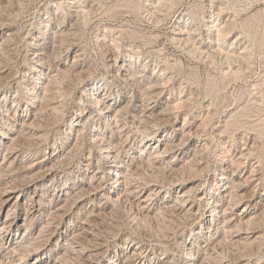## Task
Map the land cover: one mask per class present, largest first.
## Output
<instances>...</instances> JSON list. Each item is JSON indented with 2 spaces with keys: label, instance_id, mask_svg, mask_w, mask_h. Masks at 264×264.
Here are the masks:
<instances>
[{
  "label": "bare ground",
  "instance_id": "6f19581e",
  "mask_svg": "<svg viewBox=\"0 0 264 264\" xmlns=\"http://www.w3.org/2000/svg\"><path fill=\"white\" fill-rule=\"evenodd\" d=\"M25 1L26 0H0V12L1 10L4 11L3 9H5V5L6 8L7 6L10 8L11 5L18 4V6L22 8V11L15 12V17H12L14 20V18L16 19V17L23 15V9H25L24 5H27L25 4ZM102 1H106V7L104 10L102 9V11H98L97 9L94 11V7L89 8L88 0H61L59 3L57 2L55 5H53L55 7L46 4L45 12H43L46 15L41 16L39 20L40 36L33 37L35 41H30V44L32 45V52L30 54L32 56H29V70L24 73L26 78L24 77L21 81V84L24 85L23 90H25L27 93V96H25L27 106L23 110L27 112V116H29V122L24 121L22 123V130H25V132L27 131L28 135L31 134L32 136H37V138L41 137L40 139H42L40 131L43 130L46 125H48L46 123L44 126V122L49 121V111H52H50L51 115L53 114V118H56L58 122L63 121L67 105L69 103L68 99L72 98V93L77 86H82V97L76 101V110L80 116L77 115L76 117L78 118L76 120H72L67 123L68 133L70 132L68 138L73 134V130H77V140L74 146L77 147V149H79L80 146L82 148L83 141H86L87 138L91 141V146L99 150L100 153V156L98 157V170L97 173L89 177L91 180L89 187L87 189L80 188L81 190L79 189V192H77L71 198H67L63 205L58 207L54 212L50 213L51 215L47 221V225L45 224L46 226L44 227L48 229L41 230L39 233V238H42V236L44 238V232L48 231L49 234H47V236L45 234V240H47L46 242L50 240H57L62 233V231H60V229L58 230L57 228L67 213L66 209L68 208L66 207L70 206L71 209L83 195H92L98 189L100 190L102 188H107L108 191L106 194L104 193V196L111 200L109 194L110 190L112 189H110V185L108 183H110L111 179H115V181L119 183L118 185H125V193L123 196L120 193L122 197L117 196L118 198H115L116 200L114 198L112 199L115 201V205H118V208L122 206L123 208H126L125 211L128 217L131 218L128 219L133 223L132 226L134 227V233L138 234L137 239L139 237L138 244L134 247V250L131 254L128 253L125 257L120 254L122 261L124 259V264H135L136 257L144 251L142 249L144 248V244H146L143 243L144 237H146L144 235H148V232H143V229L149 230L150 227H152V229H154V226L158 227L159 232L157 237H160V242L166 241L177 233L176 228L179 226V220L183 222L188 221L198 213L200 216V214H203V211L205 212L206 210L212 211V220L209 224L210 227H208V225L206 226L204 220H202V226L199 229L200 231L195 232L191 237V246L187 247V245L184 244L185 249H187V251L185 250L186 252L183 257L184 264H249V259L251 258L252 252L256 251L255 249L260 251L262 241L264 240V231L257 234L259 230V226L257 225L261 224L260 222L264 220V200L256 201L254 203V195H251V197L248 195V186L250 185V180L252 177L244 178V176H241V174H236V171L232 172L230 168L231 166L223 165L220 169L219 180L216 183V193L206 190L204 195L200 197V200L204 204L203 209L200 205L197 206V196H194V190L196 191L199 189L201 185L196 187L193 186L194 188H189L187 190L185 189L186 182L192 181L194 179L198 180V178L204 174L203 172L205 171L206 167L201 164V159L198 158L199 161H197V158V160L195 158H191L187 163H185L190 169L189 174L184 172V170L187 168L186 166H184V170H180V168H182L181 166L177 168L173 164L175 159L171 160L167 165L158 164L157 162L159 160H163L162 154L184 145L189 138L188 136L181 138V141L178 143H176V140L172 137L164 138L162 141V138H159L157 135V126L163 124V120L165 121L164 123L170 122L168 119H165V116L163 118L162 115L166 114V110L170 111L171 108L179 109L184 106H189L182 100L181 102L176 103V106L172 105L173 103H169L165 110L156 112V102L162 95V88L167 86V83L171 80V77L167 78V70L162 68L163 70L160 69L157 71L158 74L161 72L157 78L150 77L144 81L140 80L141 82L138 79L140 77L136 79L133 76L134 72L132 73L131 70L134 66H136V61L138 59L140 61L141 58L144 57L143 55H145L147 52L144 50L140 51L139 49L135 50V48H133V53L127 54V57L129 58L123 59L122 55L119 53L122 45L118 42L122 41L126 37L127 39L128 37H130V39L138 37L144 38L145 35L141 36L139 32L135 30L130 31L126 25L118 26L117 24L114 25L107 22L103 23L102 25V27L105 29V37H102L98 32L95 35V40L99 46V50L103 58V64L105 65L107 73L111 74L114 80H117L120 83V87L117 86V90L113 88L112 85L105 86L107 93L105 92L104 94L109 95L104 99L100 97V88L102 87L101 82L96 78H90V73L93 71L94 65L92 67V64H90L89 60L88 62L86 61L88 56L87 48L85 46L74 54L73 61L70 65L65 66L64 68L58 67L57 72L51 74L50 70H52L51 68L53 65H55V60L65 54L66 51L70 53L74 45L79 44L81 39H85L86 30L89 28L94 17L103 15L107 16L108 18H114L119 14L120 7H123V9L126 7L128 10H135L136 13L139 12V17L151 22V24L159 25L170 19V16L175 13V11L178 9V6L183 2V0H120L116 1L115 3H110V0H101V2ZM79 2L80 4L77 5ZM227 7L228 6L225 0L200 1L197 5L189 7L184 14L181 13L177 16L173 30L167 36V39L173 45L187 49V52L194 56H202L204 54L203 56L215 62V56L210 52V49L206 50L204 47L207 45V43L196 40L195 38L197 32H199L198 34L203 35L200 31L202 30V27L205 26V28L208 30L207 35L211 40L210 42L216 40L217 43L215 44L218 45L216 48L217 52L222 55L223 61L228 64L226 67L222 68V71L226 76L230 77V79L237 81L245 74V69H250L251 65H253L254 57H256V46L257 49L259 48L258 55L264 53V26L263 28L261 27V22H263L262 19L264 18V10L258 9L256 12L249 14L242 20H238L236 17L225 18L224 14L227 12ZM240 12L241 11L236 9V16L240 15ZM73 18H76V20L73 21ZM100 18L101 17H99V19ZM1 20L2 19H0V27L6 25H9L10 27L5 33V36L3 37L4 39L0 44V63L2 61L1 57L4 55L3 53H5L6 49L8 48L7 44L10 43V41L12 42V39L16 34V31L14 32V28L12 27L11 23L4 25V21L2 22ZM92 25L93 24H91V26ZM195 26L197 28H194ZM100 28L101 27L98 29L100 30ZM235 30H239L240 34H238L237 37H235L233 43H231V48L226 49L227 47L225 48L223 41L227 40L229 35H231V33ZM159 36L160 33L158 32L152 33V35H150L147 39V44L151 45L155 41L157 42ZM243 37H248L247 44L242 42ZM110 39H112L111 44L109 43ZM235 44H237V46H235ZM238 45L241 46L238 47ZM209 47L212 48V45L209 44ZM162 52V49L149 52L151 53L150 55L152 58H149V60L142 64L143 67L140 69L141 73L149 67L150 62L160 61V54ZM146 57H148V55H146ZM162 62L167 65L166 69L169 71H173L174 67L175 69L179 67L178 60L176 59L175 62L171 63L168 56H164ZM234 63H238V68L234 66ZM1 67L0 82L3 81L6 76H3L5 72L1 71ZM164 75H166L165 78L162 77ZM106 80H108L107 82L110 84H113L114 82L109 80L107 77ZM260 80V82L253 84L256 88L263 87L264 76ZM123 81L127 83L124 86H122ZM39 83L41 85H39ZM1 85L3 86V84ZM38 85L40 86L39 88ZM128 86H130V92L127 94V96L124 95L123 90H125ZM219 90L220 88L218 86L212 88L210 91L212 93L214 92L216 95V92L218 93ZM16 93L17 94L15 95L20 96L21 91L19 88L16 89ZM124 96H127V101L121 105L120 100ZM6 97L7 94H5V98ZM15 103V111H18V109L22 110L20 108V99H16ZM212 103L214 102L212 101ZM192 110L190 109L188 111L190 112ZM140 113L143 115L139 116ZM239 113L241 112L237 111L230 115V118L225 123V128L227 127V130L229 125L236 123ZM85 117L87 118L85 121L86 123H84L83 126L84 128H77L82 124L80 122L84 120ZM151 119L154 121L152 125V121H150ZM207 120L208 119L205 118L202 123H206ZM57 121L55 122L57 123ZM259 132L260 134H264V129H260ZM136 133H140V135L143 137V140L139 145L141 153L137 156L136 154L129 155L131 156L129 160L130 163H126V165H124L123 163L125 162V158H123L124 154L121 151L122 146H124V144L126 142L128 143L130 140L133 141ZM24 134L25 133L23 132V136ZM20 135L21 134L10 139L12 141L8 146V148L11 149L10 151H18L17 141L19 140L18 138H20ZM29 137H27V139ZM44 137L45 136H43V139ZM118 139L122 141L119 142ZM145 139H147V141ZM33 141L35 142V140ZM151 143L152 145L159 143L156 146L155 151H150L152 148ZM162 144L164 147H160ZM73 147L72 151L74 150ZM8 148L7 150H9ZM253 149L255 148L252 145L250 148L251 154ZM76 151L78 152V150ZM197 151H195V153ZM16 154L17 155H15L13 160L10 161L11 164L16 162L18 153ZM90 154H92V152ZM245 155L248 156L249 153ZM64 157L63 159L66 160L70 158L68 155H65ZM89 158H91V156H89ZM52 159L53 158L49 159V157L48 159H42L39 161L41 163H38V165L44 166L46 161H50ZM63 159L59 161L64 162ZM56 161H54V164H51V166L46 165L44 170H38L36 172H32V170L36 169L35 163L29 164L27 169L24 165V168L27 170L26 174H30L29 177L32 178V181L37 180L38 182L42 181L44 176L53 170L54 166L57 165V163H55ZM242 161L236 160V164H233L232 162V168H234L236 165L238 168H240V166L243 164ZM261 161L262 160H260V162ZM90 164L91 162L86 164V169ZM6 169H4V171ZM167 171L170 173L168 174ZM253 171L254 170L251 172L252 175H254ZM183 172L188 175L184 176ZM99 173H102L103 175H100L98 178ZM181 173H183V176L180 175ZM164 175H166L167 180L165 182H159L161 176L164 178ZM178 175H180L179 178L177 177ZM262 176L260 178H264ZM12 181L10 182L11 184H7L9 185L7 189H5L2 193L0 192V219L1 211L4 206L7 207L11 204V208L9 207L7 212V216L10 217V212H12V210L17 205H19V201L16 198V193L21 191V189H19L21 184L18 186L19 182L16 183L15 180L14 182ZM159 183L162 184L160 185ZM157 184H159L161 188L153 187ZM199 184L197 183V185ZM36 187L39 188L38 184H36ZM164 187L168 190H174V193H176L173 202L168 199H162L165 198V196L159 199L160 196L166 192L163 189ZM251 191L252 190H250V192ZM19 194H17V196H19ZM132 195L135 196V199L132 198ZM240 202H244L245 205L242 207L243 212L237 214L236 216V214L232 212L234 207ZM162 203H165V206L164 204L162 205ZM101 204L99 206H102ZM114 210H116L115 207ZM114 210L112 211L111 209V211H106V209L103 208L99 209V211L95 213L93 210V216L90 219L88 218V220H85L88 221L89 226L82 227L81 232H78L77 234L72 233L74 234L73 236L71 234L70 241L66 240L67 242H65L66 246L64 247V253L61 254L59 258L56 257L52 264H69L71 260L67 263V260H65L67 257V259H71L69 257H72L74 264H94L97 259L100 258L99 256L106 251L108 241L110 239V233L113 234L116 232L114 226L112 225L113 223H110V215H112L115 220H117L116 216L118 217V215L115 216L117 211ZM121 210L122 209H120V211ZM8 217L6 219H8ZM30 220H33V216H30ZM10 221L6 220L0 227V264L4 263L5 260H8V263L6 262L5 264H51L50 261L46 260L47 257H44L41 254L43 256L42 257L38 254V250L42 248V245L40 244L41 241L37 242L36 240L28 239L27 241L25 240L18 243L17 245L11 243L8 246V243L11 241V232L9 231ZM31 221L26 228L23 239L29 236V233L27 232L30 229ZM54 222H58L57 227L50 229V226L53 225ZM16 225L17 224H15V226ZM115 226L118 228L117 225ZM207 228H209V230H207ZM132 233L133 232L129 233L130 235H128L127 241L129 238L131 240L134 239ZM244 233H246L245 236ZM135 241L137 240L135 239ZM126 244H128V242ZM228 247L229 249H235V252L229 250ZM163 252L164 254L167 253L166 251ZM204 252L205 256L202 255ZM34 253H37L38 260L28 263L29 255ZM14 256H19L18 261L14 260ZM116 264H121V262H117ZM140 264H171V261L168 260V255H166L165 257H160V260L158 261L153 262L151 260L149 262H141Z\"/></svg>",
  "mask_w": 264,
  "mask_h": 264
},
{
  "label": "rangeland",
  "instance_id": "374dc122",
  "mask_svg": "<svg viewBox=\"0 0 264 264\" xmlns=\"http://www.w3.org/2000/svg\"><path fill=\"white\" fill-rule=\"evenodd\" d=\"M59 1L61 0H26L25 4L27 5H24L25 9H23V15L16 17V19L14 18V20L12 19V17H15V12L22 11V8H20L18 4L11 5V7L13 8H9V6H7L6 8L5 5L4 8L6 10L3 9L4 11L1 10L0 12V19H2V22L4 21V25L11 23L12 27L14 28V32L16 31L12 42L10 41V43L7 44L8 48L6 49L5 53H3L4 55H2L1 57V60L3 62L1 61L0 63V67L2 66L1 71L5 72H3V76H7H5V79L0 82V171L2 172H0V175L2 176H0V192L2 193L5 189H7L9 186L7 184H11L10 182L12 180V182H14V180L16 183L19 182L18 186L21 184V186H19V189H21V191L19 192L20 194L18 192L16 193V198L19 201V205L15 207L16 209L14 208L12 212H10V217L7 216V212L11 204L7 207L4 206V208H2L0 227L6 220H11L9 224L11 241L8 243V246L11 243L17 245L18 243L25 240L27 241L28 239L36 240L37 242L41 241L40 244L42 245V248L38 250V254L39 256L42 254L44 257H47L46 260L50 261L52 264L56 257L59 258L61 254L64 253V247L66 246L65 242H67L68 240L70 241L71 234H77L78 232H81L82 227L89 226L88 221L85 220H88V218L90 219L93 216V210L94 213L103 208H105L106 211H111V209L113 211L115 207L116 210L114 211H117V213L121 214L119 215L115 213V216L118 215L119 217L118 218L116 216L117 220H115L113 216L110 215V223H113L112 225L114 226L116 232L113 234L110 233V239L108 241L106 251L99 256V260L97 259L94 264H116L117 262H121V264H124V259L122 261L120 254H122V256L124 257L128 253L131 254L134 250V247L138 244L139 237L137 239L138 234L134 233V227L132 226L133 223L129 220L131 218L128 217L125 211L126 208H123V206L118 208V205H115V201L112 199H117L119 196H123L125 193V185H118L119 183H117L115 179H111L110 183H108L110 185V189H112L110 190L109 194L111 200L104 196V193L106 194L108 191L107 188H102L100 190L98 189L92 195H83L71 209L70 206L66 207L68 208L66 209L67 213L57 228L58 230L60 229V231H62L57 240H50L46 242L47 240H45V238L47 234H49L48 231L44 232V238L43 236L42 238H39V233L41 232V230L48 229L44 227L47 225V221L51 215L50 213L54 212L58 207L63 205L67 198H71L82 188L87 189L89 187V183L91 182L89 177L97 173L99 164L98 157L100 156L99 150H97L95 147H92L91 141L87 138L86 141H83L82 148L80 146L79 149H77V147L74 146L77 140V130H73V134L68 138L70 132L68 133L67 123L78 118L76 117L78 115L76 110V101H78L82 97V86H77L78 88L76 87L73 92L74 94L72 93V98L68 99L69 103L67 105L63 121L58 122L56 118H53L54 115H51L52 111H49L48 117L50 116L53 120L49 117V121L47 120L48 122H44V126L46 123L48 125H46L47 127L45 126L46 128L43 126L45 129L43 128V130L40 131L42 139H40L41 137L37 138V136L35 137L31 134L28 135L27 131H23L21 127L24 121L29 122V116H27V112L23 110L27 106L25 100V96H27V93L25 90H23L24 85L21 84V81L24 77L26 78V76H24V73L29 70V56H32L30 54L32 52V45L30 44V41L33 42L35 41L33 37L40 36L39 20L41 16L46 15L45 13H43L45 12L46 4L55 7L53 5H55L57 2L59 3ZM116 1L120 0H110L109 2L115 3ZM200 1L204 0H183V2L178 6V9L175 11V13L170 16V19L165 21L166 23L164 22L163 24L161 23L159 25L151 24V22H148L147 20L139 17V12L136 13L135 10H128L126 7H124V9L123 7L119 8L120 15L118 14L117 16H115L116 18H108L107 16L98 15L92 19L91 24L93 25L91 26L90 24V29L88 28L86 30L85 39H81L79 44L74 45L70 53L66 51L65 54L56 59L57 61L55 60L54 62L56 66L53 65V67L51 68L52 70L50 71L51 74H54L57 72L58 67L64 68L65 66L70 65L73 61L74 54L85 46L87 48L88 56L86 61L88 62L89 60L90 64H92V67L94 65V69L90 73V78H96L101 82L102 87L100 88V97L104 99L109 95L104 94L106 92L105 86L112 85L113 88L117 90V86H119L120 83L119 81L114 80L111 74L107 73L105 65L103 64V58L99 50V46L97 45L95 40V35L98 32L102 37H105V29L104 27H102V25L106 22L112 23L114 25L117 24L118 26L126 25V27L129 28L130 31L135 30L139 32L141 36L145 35L144 38L138 37L130 39V37H128L127 39L126 37L122 40L123 42H118L122 45L119 53L122 55L123 59L129 58L127 57V54L133 53V48H135V50L139 49L140 51L144 50L147 52H145L146 54L143 55L144 57H142L143 59L141 58L140 61L137 58L138 60L136 61V66H134L131 70L132 73L134 72L133 76L136 79L140 77L138 78L139 81H144L149 79L150 77L157 78L161 74V72L158 74L157 71L162 68L167 70V72L165 71L166 75H168L167 78L171 77V80L167 83V86L162 88V95L156 102V112L165 110L169 103H173L172 105L176 106V103L181 102L182 100L183 102H186L190 107L189 108L184 106L179 109L171 108L170 111L166 110V114L162 115L163 118L165 116V119H168L170 121L168 123H164L165 121L163 120V124L157 126V135L159 138H162V141L164 140V138L172 137L176 140L175 142L178 143L181 141V138L187 136L189 138L187 140L188 142L186 141L184 145L162 154L163 160L157 161L158 164L167 165L171 160L175 159V162L173 164L177 168L181 166L182 168H180V170H184V166L187 167L185 163H187L189 159H201V164L206 167L205 171L203 172L204 174L201 175L198 180L194 179L192 181L186 182L185 189L187 190L189 188H194L201 185L199 189H197L196 191L194 190V196H197V206L200 205L203 209L204 204L200 200V197L204 195L206 190H210L211 192L216 193V183L219 180L220 169L223 165L231 166L230 168L232 172L236 171V174H241V176H244V178L252 177V179L250 180V185L248 186V195L250 197L251 195H254V203L256 201H263L264 178L260 177L262 176V174V177H264V134H260L259 130L264 129V84L262 88H256L253 84L256 82H260V79L264 76V53L258 55L259 48L257 49L256 46V57H254L253 65H251L250 69L246 68L245 74L236 81L230 79V77L226 76L222 71V68L226 67L228 64L223 61L222 55L217 52L216 48L218 47V45L215 44L217 43L216 40L210 42L211 40L207 35L208 30L205 28V26L202 27V30L200 31L203 35H200L198 34L199 32H197L195 38L196 40L207 43V45L204 44V47L206 50L210 49V52L215 56V62L203 56L204 54L202 56H194L187 52V49L180 48L179 46L170 43V41L167 39V36L173 30L177 16L181 13L184 14L189 7L197 5ZM225 2L227 3V8L229 9H226L227 12L224 14L225 18L236 17L238 20H242L249 14L256 12L258 9L264 10V0H225ZM228 3L230 6L228 5ZM79 4L80 2L77 5ZM88 5L89 8L94 7V11H96L95 9H97L98 11H102V9L104 10L106 7V1L101 2V0H88ZM236 9L241 11L240 15L238 16H236L235 13ZM99 17H103L102 20L101 18L99 19ZM75 20L76 18H73V21ZM262 20L263 22H261V27L263 28L264 18ZM97 25L101 27L100 30L98 29L99 27ZM9 27V25L0 27V44L2 43L4 39L3 37L5 36V33L8 31ZM194 28L197 27L195 26ZM154 32L160 33L157 42L155 41L151 45L147 44V39ZM239 32V30L233 31L231 35H229L228 39L223 41V45L225 46V48L227 47L226 49L231 48V43H233L235 37L240 34ZM242 42L247 44L248 37H243ZM109 43H112V39L109 40ZM209 44L212 45V48L209 47ZM235 46H237V44H235ZM240 46L241 45H238V47ZM154 49L163 50V52L160 54V61L150 62L149 67L141 73L140 69L143 67L142 64L149 60V58H152V56L150 55L151 53L149 52L155 51ZM146 55H148V57H146ZM164 56H168L171 63L175 62L177 59L179 67L176 69L174 67L175 70L173 69V71H169L168 69H166L167 65L162 62ZM234 66L238 68L239 65L238 63H234ZM166 75L162 77L165 78ZM106 77L109 80L114 81L113 84L107 82L108 80H106ZM1 84H3V86ZM122 84L121 85L124 86L127 83L123 81ZM39 85L41 84L39 83ZM39 85L38 88L40 87ZM218 86L220 90L218 91V93L216 92L215 95L214 92L212 93L210 90ZM129 87L130 86L126 87V89L123 90L124 95L129 94ZM18 88L21 91L20 96L15 95L17 94L16 89ZM5 94H7L6 98ZM127 96H124L120 100L121 105H123L127 101ZM16 99H20V108L22 110L18 109V111H15ZM212 101L214 103H212ZM186 108L188 110H192L193 108V110L189 112ZM237 111L241 112L239 113V116L237 118L238 121L236 119V123L238 124L234 123L233 125H229L227 130V127L225 128L226 121L230 118L231 114ZM142 115V113L139 114V116ZM86 118L87 117H85L84 120L80 122L82 124L77 128H84L83 126L84 123H86ZM205 118L208 119L207 122L202 123ZM152 120L153 119H151L150 121ZM55 121H57V123ZM153 122L154 121L151 122V125ZM22 131L25 133V137L23 136ZM45 133L47 134V136ZM185 133H187L188 135ZM19 134L21 135L20 138H18L20 141H17L18 151H10L11 149L8 148L9 144L12 142L10 139H12L14 136H18ZM43 136H45L44 139ZM27 137L29 138L27 139ZM32 138L33 140H35V142L32 140ZM135 138H133V141L130 140L128 142L129 144L127 142L125 144L122 143L124 144L121 150L124 154L123 158H125V162L123 163L124 165H126V163H130L129 160L131 156L129 155L136 154L137 156L141 153L139 145L141 144L143 137L142 135H140V133H136ZM145 140L147 141V139ZM121 141L122 140H119V142ZM158 144L159 143H157L156 145H152L151 143L152 148L150 149V151H155ZM252 145L255 149H253V152L251 154L250 148L252 147ZM72 147L75 150H73L74 152L72 151ZM160 147H164V145L162 144L160 145ZM7 148L9 150H7ZM196 148H198L199 150ZM76 150H78V152ZM195 151H197V154L195 153ZM91 152L92 154H90ZM16 153H18V158L16 159L15 163L11 164L10 161H12L15 155H17ZM248 153L249 155L246 156L245 154ZM65 155H68L70 158H68L67 160L63 159ZM89 156H91V158H89ZM48 157L49 159H53L50 161H46V164L44 166L38 165V163H41L39 162L40 160L48 159ZM62 159L64 160V162L59 161ZM199 159L197 161H199ZM236 160H243V164L242 166H240V168H238L237 165L232 168L231 164L232 162L233 164H236ZM260 160H262V163L260 162ZM54 161H56L55 163H57V165L54 166L51 172L47 173V175L44 176V179L42 181H38L40 184L37 182V180L32 181V178L29 177V173L26 174V169L31 163H35L36 169L32 170V172H36L38 170H44L46 165L51 166V164H54ZM88 162H91V164L86 169V164ZM24 165L26 169L24 168ZM4 169L6 170L4 171ZM186 169L184 170V172L189 174L190 169L188 167ZM252 170H254V175H252L251 173ZM167 173L169 174L170 172L167 171ZM183 173H181L180 175H182ZM186 173H184V176L188 175ZM100 175L103 174L99 173L98 178ZM180 175H178L177 177L179 178ZM161 178V180L159 179V182H165L167 180L166 175H164V178L161 176ZM197 183L200 184L197 185ZM36 184H38L39 188L36 187ZM159 184L161 185L162 183ZM159 184L153 187L161 188ZM163 189L166 192L162 194L159 199L165 196V198L162 199H168L173 202L176 195V193H174V190H168L165 187ZM167 190L169 191V193ZM250 190L252 191L250 192ZM17 194H19V196H17ZM132 198L135 199V196H133ZM100 204L102 206H99ZM163 204L165 206V203H162V205ZM244 205V202H240L234 207L232 213H235L237 216V214L243 212L242 207ZM120 209L122 210L120 211ZM30 216H33L32 221L30 220ZM111 216L113 220L111 219ZM211 216L212 211L206 210L205 212L203 211V214L201 213L200 216L198 213L188 221L183 222L179 220V228H176L177 233L173 235L169 240L161 242L159 240L160 237H157V234L159 232L158 227L154 226V229L150 227L149 230L147 229L148 231L143 229V232H148V235H144L146 237H144L143 243L146 244H144V248H142L144 251L136 257L135 264H140L141 262L144 263L146 261L149 262L151 260L153 262L158 261L160 260V257H165L166 255H168V260L171 261V264H184L183 257L185 252L187 251L184 244H186L187 247L191 246V237L195 232L200 231L199 229L202 226V220H204L206 226L208 225V227H210L209 224L212 220ZM7 217L8 219H6ZM30 221L31 226L29 231L27 232L29 233V236L23 239L24 233L26 232V228L28 224H30ZM262 222H264V220ZM262 222H260L261 224L257 225L259 226L257 234L264 231V223ZM57 223L58 222H54L53 225L50 226L51 228H49L52 229L57 227ZM15 224L17 225L15 226ZM114 224L117 225L119 229ZM207 230H209V228H207ZM131 232H133L132 235L134 239L131 240L129 238V240L127 241V237ZM74 234H72V236ZM245 235L246 233H244V236ZM157 238L159 241L157 240ZM135 239L137 241H135ZM127 242L128 244H126ZM229 250L235 252V249L230 248ZM255 250L256 251L252 252L251 258L249 259V264H264V240L262 241L260 251H257V249ZM163 251H166L167 253L164 254ZM202 255L205 256V252ZM37 256V253L30 254L28 263L38 260ZM67 258L65 259L67 260V263L71 260L69 264L74 261L72 257H69L71 259ZM18 259L19 256H14L15 261H18ZM6 262L8 263V260H5V262L2 264H5ZM72 264H74V262Z\"/></svg>",
  "mask_w": 264,
  "mask_h": 264
}]
</instances>
